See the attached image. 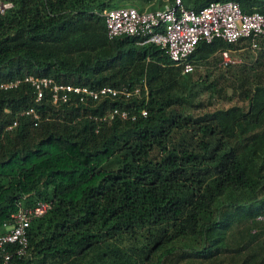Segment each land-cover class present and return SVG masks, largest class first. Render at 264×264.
<instances>
[{"label": "trees", "instance_id": "obj_1", "mask_svg": "<svg viewBox=\"0 0 264 264\" xmlns=\"http://www.w3.org/2000/svg\"><path fill=\"white\" fill-rule=\"evenodd\" d=\"M11 1L0 13V81L33 74L89 87L145 82L148 97L53 102L48 91L36 100L23 80L0 88V232L19 202L51 204L27 228L30 256L5 262L0 252V264H264L261 72L241 82L246 109L195 115L170 94L152 96V85L175 73L165 49L106 34L104 9L154 10L164 0L153 8L144 6L149 0L139 8L118 5L125 0ZM207 1L182 0L193 8ZM237 1L264 15V0ZM256 44L199 41L192 72L215 64L221 48L262 56L264 35ZM115 105L147 114L97 119ZM28 108L38 118L21 113ZM247 205L259 209L243 216Z\"/></svg>", "mask_w": 264, "mask_h": 264}, {"label": "built area", "instance_id": "obj_2", "mask_svg": "<svg viewBox=\"0 0 264 264\" xmlns=\"http://www.w3.org/2000/svg\"><path fill=\"white\" fill-rule=\"evenodd\" d=\"M11 0H0V13L12 6ZM102 16L108 37L121 34L137 36L145 41H151L163 48L172 59L174 65L181 67L182 72H191L194 63L189 59L199 41L211 42L220 38L229 43H236L240 39H250V46L256 47V38L264 35V15L259 11H243L237 0H209L205 4L193 8L187 7L182 0H167L163 7L154 10L139 11L133 6H118L104 9ZM229 48L221 49L217 65L226 67L241 61ZM21 80L29 82L40 100L48 91L53 102H87L104 97L126 98L133 95L148 97V88L143 84L123 83L119 86L103 85L89 87L82 84L57 82L51 77L25 75L0 81V88L7 89L17 86ZM144 89V93H143ZM32 113L38 118L33 108L21 113ZM145 116L146 107H141L138 113L133 107L112 106L97 116L98 120L120 118L134 120L137 115ZM15 119L8 126L16 124ZM17 209L11 214L9 222H4V231L0 232V252L6 262L12 256L29 257L27 228L31 220L43 215L50 208V202L39 200L34 204H17ZM264 218V215L262 216ZM24 264H32L26 261Z\"/></svg>", "mask_w": 264, "mask_h": 264}, {"label": "rangeland", "instance_id": "obj_3", "mask_svg": "<svg viewBox=\"0 0 264 264\" xmlns=\"http://www.w3.org/2000/svg\"><path fill=\"white\" fill-rule=\"evenodd\" d=\"M167 0H164L166 2ZM161 0H149L145 7L153 8L158 7ZM133 4L136 7H140L142 4L139 0H125L119 2L118 5L122 4ZM244 47H231L233 53L236 54L241 61L230 65L228 68L223 69L217 62L200 64L197 67V71L194 72H182L181 67L174 65L175 73L169 74V76L160 80L158 83L152 85L151 93L152 96L158 97L159 95L170 94L171 100L174 103L182 102L183 109L185 112H191L195 115H199L206 112L215 110H223L233 105H238L246 109L247 107V96L244 92V86H242V80L248 77L249 82H252L254 75L251 74L253 70L261 72L262 81H264V54L261 56L255 50H250ZM244 49V50H243ZM242 52V56L240 52ZM219 59V56L217 55ZM255 60L259 64H256ZM255 64L254 67H250ZM244 64L248 69H241V65ZM177 67V68H176ZM220 67V68H218ZM250 67V68H249ZM191 73L188 77H184L185 74ZM224 73L225 75H222ZM209 78L206 80V75ZM203 78V79H202ZM204 80V81H203ZM212 81V82H210ZM247 82V83H249ZM259 209V205L255 207L246 206L242 214L245 213L252 216Z\"/></svg>", "mask_w": 264, "mask_h": 264}, {"label": "crops", "instance_id": "obj_4", "mask_svg": "<svg viewBox=\"0 0 264 264\" xmlns=\"http://www.w3.org/2000/svg\"><path fill=\"white\" fill-rule=\"evenodd\" d=\"M221 49H222V48H221ZM221 49H218V50L216 51V54H217L218 56H220V55H219V52H220ZM229 49H230V48H229ZM230 50L233 52V49H230ZM232 54H233V53H232ZM192 62H193V61H192ZM193 63H194V62H193ZM195 66H196V64L194 63V67H195Z\"/></svg>", "mask_w": 264, "mask_h": 264}]
</instances>
